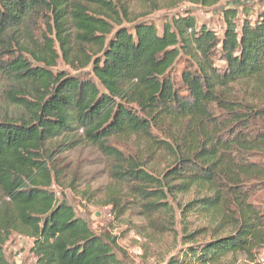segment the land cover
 Segmentation results:
<instances>
[{
  "label": "trees",
  "instance_id": "obj_1",
  "mask_svg": "<svg viewBox=\"0 0 264 264\" xmlns=\"http://www.w3.org/2000/svg\"><path fill=\"white\" fill-rule=\"evenodd\" d=\"M241 1L218 33L192 15L160 31L149 19L122 25L113 0H0V264H11L13 234L32 239L35 264H123L115 240L49 190L59 168L49 143L80 129L146 216L173 224L168 199L190 195L180 221L205 224L166 264L253 263L264 246V210L251 201L264 190V0ZM62 58L77 74L52 71ZM114 135L136 150L111 146Z\"/></svg>",
  "mask_w": 264,
  "mask_h": 264
},
{
  "label": "rangeland",
  "instance_id": "obj_2",
  "mask_svg": "<svg viewBox=\"0 0 264 264\" xmlns=\"http://www.w3.org/2000/svg\"><path fill=\"white\" fill-rule=\"evenodd\" d=\"M240 1L113 0V3L119 9L122 25H129L130 19H149L156 23L160 31L161 24L171 16L192 15L197 27L205 25L220 33L224 25L225 9L238 7L235 21L241 17ZM252 1L255 3V0ZM186 62L182 56L175 64L173 73L176 80L179 77L178 71ZM216 63L221 64L220 61ZM52 71L77 74L63 58L57 61ZM79 74L89 75L90 68L81 70ZM82 135L80 129L49 143L48 146L57 151L54 158L58 159L59 167L49 190L57 201L71 205L75 214L84 219L93 232L113 238L114 252L123 264H166L171 256L185 246L186 235L194 232L201 222L205 224L203 219L197 220L199 218L194 216L187 218L189 225L180 221L179 206L190 195L168 199L176 215L173 224L167 223V216L160 213L146 216L142 213L145 201L136 195L132 196L125 184H118L113 179L111 158L94 145L88 144ZM73 140L78 143L69 146ZM108 143L125 154L136 150L135 141L127 137L114 135L109 137ZM62 148L66 150L60 151ZM251 201L264 210V190L257 191ZM206 238L196 235L195 241L201 242ZM31 246L32 239L13 234L5 244L4 252L11 264H35V258L30 252ZM255 258L252 263L243 255H238L230 264H264V246L255 252Z\"/></svg>",
  "mask_w": 264,
  "mask_h": 264
},
{
  "label": "built area",
  "instance_id": "obj_3",
  "mask_svg": "<svg viewBox=\"0 0 264 264\" xmlns=\"http://www.w3.org/2000/svg\"><path fill=\"white\" fill-rule=\"evenodd\" d=\"M243 1H245V0H243Z\"/></svg>",
  "mask_w": 264,
  "mask_h": 264
}]
</instances>
